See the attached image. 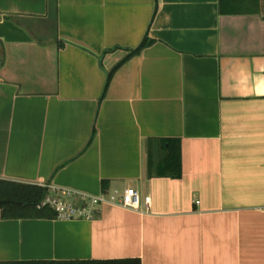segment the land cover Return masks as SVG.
<instances>
[{
    "label": "crops",
    "instance_id": "crops-1",
    "mask_svg": "<svg viewBox=\"0 0 264 264\" xmlns=\"http://www.w3.org/2000/svg\"><path fill=\"white\" fill-rule=\"evenodd\" d=\"M55 9L0 0V180L134 188L151 205L106 203L93 220L0 213V262L264 264V0ZM165 140L180 141V178L161 172Z\"/></svg>",
    "mask_w": 264,
    "mask_h": 264
},
{
    "label": "trees",
    "instance_id": "trees-1",
    "mask_svg": "<svg viewBox=\"0 0 264 264\" xmlns=\"http://www.w3.org/2000/svg\"><path fill=\"white\" fill-rule=\"evenodd\" d=\"M54 11L56 0H50ZM55 13V12H54ZM56 14V13H55ZM54 14V15H55ZM152 41L146 38L140 47L131 53V56L139 54L147 48ZM124 63L118 64L108 75L105 92L107 91L113 75ZM165 156L162 161V174L172 178H180L182 175L181 145L179 140H165ZM47 189L32 184L10 182L0 180V213L2 219H55V212L49 207L39 208ZM0 264H141L139 259L109 260V261H25V262H0Z\"/></svg>",
    "mask_w": 264,
    "mask_h": 264
},
{
    "label": "built area",
    "instance_id": "built-area-1",
    "mask_svg": "<svg viewBox=\"0 0 264 264\" xmlns=\"http://www.w3.org/2000/svg\"><path fill=\"white\" fill-rule=\"evenodd\" d=\"M42 187L47 189V193L39 208H51L55 212V219L58 220H93L98 208L106 203L119 204L134 211H140L143 205L148 211L151 205V197H143L134 188L93 196L52 185Z\"/></svg>",
    "mask_w": 264,
    "mask_h": 264
}]
</instances>
